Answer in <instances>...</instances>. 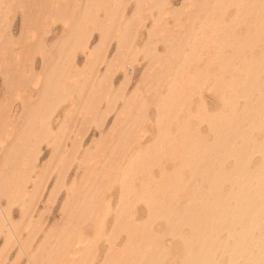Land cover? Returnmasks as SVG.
<instances>
[{
	"label": "bare ground",
	"instance_id": "1",
	"mask_svg": "<svg viewBox=\"0 0 264 264\" xmlns=\"http://www.w3.org/2000/svg\"><path fill=\"white\" fill-rule=\"evenodd\" d=\"M128 1L83 0L79 6L10 0L32 13L31 24L49 16L65 31L50 53L42 33L30 35L34 47L42 48L40 76L13 68L18 75L10 86L27 95L20 125L0 106V264H7L13 248L26 264H264V0H197L196 24L171 43L159 21L174 13L171 0H133L135 11L126 18ZM153 9L159 18L141 48L151 63L156 110L150 116L147 101L135 92L126 95L125 85L115 88L109 75L115 65L125 72L131 64L141 16ZM8 12V6L0 11V21ZM94 30L98 41L90 47ZM112 40L116 53L107 60ZM4 42L0 28V46ZM158 42L166 44L163 56ZM203 46L211 47L209 63L201 60ZM78 50L85 55L82 68L75 61ZM13 60L0 47V68ZM205 87L217 96L213 111L190 101ZM63 102L82 110L76 130L67 114L52 127ZM119 103L125 122L116 120L114 141L100 128ZM92 122V144L81 151V133ZM146 128L151 138L143 145ZM42 142L52 154L40 164ZM74 161L84 173L67 184ZM54 170L43 209L65 188L66 222L34 248L47 219L37 209ZM14 205L19 221L13 219Z\"/></svg>",
	"mask_w": 264,
	"mask_h": 264
},
{
	"label": "rangeland",
	"instance_id": "2",
	"mask_svg": "<svg viewBox=\"0 0 264 264\" xmlns=\"http://www.w3.org/2000/svg\"><path fill=\"white\" fill-rule=\"evenodd\" d=\"M5 1V3H4ZM71 1L77 5H82L83 0H68ZM197 0H171L169 4V9L171 12L169 15H165L159 21L162 22V31L163 34H167L170 32L168 38V42L171 43L175 36L178 34L183 35L186 34L187 30L191 27V24H196L194 21L196 19H193V12L197 9ZM1 6L9 7V12L7 14V17L0 21V28L3 29V36L4 40L6 42L2 43L0 47L4 46L6 47V51L8 50L12 56L16 57V60H13V62L10 65H6L4 67L0 68V106L5 107V111L8 117V120L11 121L13 124H19L22 122V115L25 112L23 108V102L22 99L25 98L26 93L24 91H17L10 86L11 79L17 78L16 73L13 71V68L20 67L21 72L24 76L29 77V75H41L42 73V57H41V51L42 48H35V38L30 37L32 33H35V35H39V33H42V43L45 52H52L53 47L55 43L61 38L65 31V26L61 23L60 20H55L53 17H45L43 18L40 25L31 24L32 23V13L30 11L26 15L22 9V7L17 3H11L10 0H0V11L3 12L4 8ZM32 7V4L30 5ZM135 3L133 0H129L126 4V8L124 11V16L126 18L131 17L135 11ZM230 11V14L234 13V8L229 7L227 9V13ZM226 13V14H227ZM99 14L102 15V12L99 11ZM229 14V13H228ZM229 14V15H230ZM2 13H0V16ZM158 16V13L156 9L153 10H146L145 13L141 16V20L143 21V25H139V27L136 30V37L134 41V47L137 50V53L133 58H131V64L127 66L126 71L123 72V69L119 65H115L112 68L111 74L109 77L111 78L110 81L112 85L116 88L119 86L126 87V95H130L131 93L135 92L139 96L143 97L145 101H147V112L152 116L156 110V106L153 103L154 96H153V90L149 88V76L148 73H150L151 70V63L148 57L144 56L141 52V48L144 45L146 38H147V32L150 29L151 25L153 24L154 18ZM157 22V21H156ZM98 41V33L97 31L92 32V36L90 38L89 46L93 47ZM165 42L164 44L162 42H158L156 45L157 53L160 56H163L165 54ZM204 52L201 53V60L202 62L209 63L211 60V47L203 46ZM116 53V44L115 41L112 40L107 48L106 58L107 60L112 58L114 54ZM75 61L78 68H82L85 62V55L82 51L76 52ZM116 63V61H114ZM119 63V61H117ZM156 63L155 65H157ZM191 68V67H190ZM105 72V63L100 64V71L99 73ZM7 73V74H6ZM14 77V78H13ZM126 77L128 78L127 85L126 82L123 80H126ZM184 78L187 79V76L184 75ZM184 81V79H183ZM162 88H160V91ZM30 97L33 99L39 90L36 88L34 90H30ZM151 97V98H150ZM216 99L217 96L212 94V91L207 89L206 87L201 89V93L197 94V96L194 94L193 98L190 99V101H193V104H196V101L199 100L202 103L205 104V106L210 110L213 111L216 108ZM154 104V105H153ZM77 105V104H76ZM218 105V104H217ZM113 111H111L103 120V123L100 128V134L102 136H105L107 138H112L115 136L114 141L118 138L116 135V131L114 129V126L116 125V120L119 124H124L125 122V116L122 113H118L121 106L120 103L116 106ZM193 108V105H192ZM81 113L82 110H77L76 106L72 102H63L59 105V107L54 111V114L52 116V127H56L58 124L63 121L64 115L67 114V116L72 115V118L74 119V130L77 129V126L81 121ZM152 119V118H150ZM200 127L206 130L207 125L204 123L200 124ZM151 128V127H150ZM96 132V124L95 123H89L87 125V128L83 130L82 134V147L81 151L87 148L92 144V138ZM80 134V135H81ZM208 134V132L206 133ZM79 135V136H80ZM142 139L141 141L144 144L150 143L151 138V131L146 128V131L141 134ZM144 136V137H143ZM108 142V141H107ZM68 141V145H70ZM110 145V142L108 143ZM40 153H39V162L40 164L46 163L50 157H51V146L45 142H42L40 144ZM81 152L78 155V158L80 157ZM155 170V169H154ZM56 170L53 171L51 178L48 181L47 189L44 193V196L41 198V201L39 203V207L37 209L38 213H45L44 216L47 218L41 228L40 231H38V235L36 240L34 241L33 247L36 248L44 239L45 234L55 226L61 227L66 222V215L65 211L63 210V206L65 203V188H62L61 191L58 193L56 198H53L52 201L46 202V208L43 209L45 200L47 198L46 195L49 193L50 187H52V183L55 177ZM155 172V171H154ZM84 173V170L82 167L78 165L77 161H74L68 171L66 182L67 184H70L72 181H80L82 178V174ZM153 173V172H152ZM157 172L153 173L156 174ZM151 174V175H153ZM116 187L113 189L114 191ZM140 204V203H139ZM137 204V210L139 211L140 205ZM115 205V204H114ZM113 205V207H114ZM139 205V206H138ZM43 209V210H42ZM13 219L14 221L20 220L19 215V208L17 205L13 206ZM156 225V224H155ZM169 241V240H168ZM167 241V243H168ZM1 239H0V247H1ZM99 244H106V242H99ZM16 262V264H26V257L22 256L21 258L17 259L16 256V250L15 248L12 249L11 257L9 258V263Z\"/></svg>",
	"mask_w": 264,
	"mask_h": 264
}]
</instances>
